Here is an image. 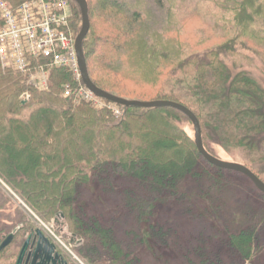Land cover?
<instances>
[{"label": "trees", "instance_id": "16d2710c", "mask_svg": "<svg viewBox=\"0 0 264 264\" xmlns=\"http://www.w3.org/2000/svg\"><path fill=\"white\" fill-rule=\"evenodd\" d=\"M3 1L16 8L25 0ZM69 3L78 33L79 7ZM86 3L82 52L92 84L126 100L181 104L198 119L209 154L207 142L237 151L248 162L241 165L258 177L264 90L230 60L239 50L252 60L264 54L258 44L264 0H231L232 18L222 22L232 37L182 59L181 45L160 40L162 23L151 25L141 4ZM164 3L154 0L168 15ZM67 85L77 87L67 70L50 68L41 90L0 66V181L45 223L61 214L85 264L104 257L106 264H264V195L245 176L200 156L184 114L168 107L128 108L116 117L78 100L76 92L66 97ZM95 181L98 192L87 196ZM97 196L107 197L98 203ZM6 198L0 189V216ZM17 221L22 230L10 245L12 264L33 229L23 216ZM6 224L0 221V243L11 232Z\"/></svg>", "mask_w": 264, "mask_h": 264}, {"label": "rangeland", "instance_id": "374dc122", "mask_svg": "<svg viewBox=\"0 0 264 264\" xmlns=\"http://www.w3.org/2000/svg\"><path fill=\"white\" fill-rule=\"evenodd\" d=\"M124 2L141 4V6L148 11L146 14L150 17L149 23L151 25L157 21L162 23L161 25L163 27L161 30H164V32L159 30L162 32L160 40L164 43H173V46L181 45V59L192 53H201L207 49L215 48L232 37V34L227 31V28H225L222 22L224 21V18H232V14L227 8V3L231 4V0H163V2H165V11L169 10L168 15L166 13H161L157 9L154 0H124ZM261 41L262 43L258 41V44L260 47L264 48V38H262ZM239 53L240 55L231 58L230 62L232 64L235 63L236 66H240L241 69L246 71L264 90V54H262L260 58L256 57V59L252 60L253 55L251 53L243 52L241 50H239ZM244 55L246 57H244ZM127 101L138 100L130 99ZM151 101L153 100L148 99L147 101L143 100L140 102ZM184 128L190 136L194 135V131L190 125L186 124ZM260 139H264V137H261ZM207 145L211 155L219 160L237 164L248 163L243 159V155L237 151L226 152L215 143L207 142ZM262 152L264 156V148ZM247 158L252 159L251 156ZM255 166V169L257 170L258 168L257 171H260L258 176L259 179L264 182V160L258 162L255 161ZM228 176L242 186H253L248 180L238 174H228L227 177ZM96 183L97 182L95 181V183L87 187L85 191L87 196H89L88 192L90 194L98 192L99 186ZM121 188H119L120 191L122 190ZM0 189L2 193L4 191L7 194L8 198L6 199L9 201L4 207L5 210L0 216V221H6L8 231H13L17 227L20 228L15 234L14 239L22 230V226L17 223V215H20V217L23 216L29 222L33 229L40 230L42 235L55 246L56 252L66 263L85 264L81 258L84 253L80 252L77 248L79 240L75 235L71 234L67 226L64 225L61 214H59L50 224L45 223L24 204L21 198L15 196V194H13L1 181ZM106 197L97 196V200H99L98 203L104 202ZM260 202L264 204V200L261 199ZM96 208L99 209L97 203ZM88 210L93 211V207H88ZM124 218H127V215L123 218L121 217V219L119 221L117 220L115 223H123L126 220ZM55 220L57 221V224L54 223ZM70 241L72 242L70 243ZM9 246L6 247V249H9L5 254L1 256L0 264H9L8 262H10V260L8 256L11 255V252L13 253L14 245ZM16 259L17 256L14 258L13 264H15ZM103 259L106 258H100L95 264H106L107 261ZM10 263L12 264V261Z\"/></svg>", "mask_w": 264, "mask_h": 264}, {"label": "built area", "instance_id": "2783aa9c", "mask_svg": "<svg viewBox=\"0 0 264 264\" xmlns=\"http://www.w3.org/2000/svg\"><path fill=\"white\" fill-rule=\"evenodd\" d=\"M0 64L23 75L44 90L48 70H67L77 87L65 86L64 95L76 92L78 100L105 105L82 84L75 52L72 11L67 0H25L16 8L0 0ZM120 116L119 110H112Z\"/></svg>", "mask_w": 264, "mask_h": 264}, {"label": "water", "instance_id": "95a60500", "mask_svg": "<svg viewBox=\"0 0 264 264\" xmlns=\"http://www.w3.org/2000/svg\"><path fill=\"white\" fill-rule=\"evenodd\" d=\"M75 2L80 11L81 17V26L80 30L75 39V49L78 58V65L81 74V80L83 85L86 87L88 91H90L95 97L104 100L108 103L113 105L122 107L124 110L128 108H164L168 107L171 109H175L182 114H184L193 126L194 131V143L195 147L200 154V156L210 165L217 167L222 170L232 171L238 174L245 176L253 186L264 195V183L255 175L253 174L248 168L241 164L232 163V162H225L222 160L217 159L216 157L209 154L205 148L203 147L202 143V132L201 127L199 124L198 119L196 116L186 107L182 106L181 104L171 102V101H151V102H140V101H127L122 98H118L111 94H108L97 87H95L88 75L86 61L84 54L82 52V43L83 40L88 32L89 29V19H88V6L86 0H72ZM61 217V216H60ZM20 228H15L10 234L4 237L0 243V253L11 244L14 239L15 234L18 232ZM33 234H30L27 239L25 240L19 255L16 259L15 264H23L24 256L27 252V249L30 244V240ZM36 242L33 245V251L28 255L26 263L28 262L29 258L31 259L30 264H67L56 252L55 246L51 244L48 239H46L40 230L35 231ZM34 239V240H35ZM72 241H70L71 243Z\"/></svg>", "mask_w": 264, "mask_h": 264}, {"label": "flooded vegetation", "instance_id": "af4514ba", "mask_svg": "<svg viewBox=\"0 0 264 264\" xmlns=\"http://www.w3.org/2000/svg\"><path fill=\"white\" fill-rule=\"evenodd\" d=\"M54 223H56L57 224V221L55 220V222ZM35 231H36V229H32L30 232H29V234L26 236V238H25V240L27 239V237L30 235V234H33L32 235V238H31V240H30V244H29V247H28V249H27V252H26V254H25V256H24V262H23V264H25L26 263V260H27V258H28V255H30V253H32V251H33V245H35V242H36V236H35ZM35 239V240H34ZM25 240L23 241V243H22V245H21V248H22V246H23V244H24V242H25ZM33 246V247H32ZM21 248H20V250H21ZM20 250H19V252H20ZM55 252H56V248H55ZM57 253V252H56ZM58 254V253H57ZM18 255H19V253H18ZM18 257V256H17ZM61 257V256H60ZM62 258V257H61ZM63 259V258H62ZM30 261H31V259L29 258V260H28V262H27V264H30ZM16 262V261H15ZM68 264V263H67Z\"/></svg>", "mask_w": 264, "mask_h": 264}]
</instances>
